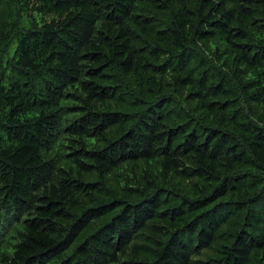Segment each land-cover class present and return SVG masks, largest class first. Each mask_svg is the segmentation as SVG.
<instances>
[{"label": "trees", "instance_id": "trees-1", "mask_svg": "<svg viewBox=\"0 0 264 264\" xmlns=\"http://www.w3.org/2000/svg\"><path fill=\"white\" fill-rule=\"evenodd\" d=\"M0 264H264V0H0Z\"/></svg>", "mask_w": 264, "mask_h": 264}, {"label": "rangeland", "instance_id": "rangeland-1", "mask_svg": "<svg viewBox=\"0 0 264 264\" xmlns=\"http://www.w3.org/2000/svg\"><path fill=\"white\" fill-rule=\"evenodd\" d=\"M14 49H15V46H13V47L11 48V50H10V55H12V54H13V52H14Z\"/></svg>", "mask_w": 264, "mask_h": 264}]
</instances>
